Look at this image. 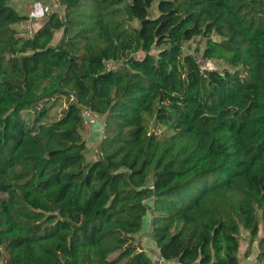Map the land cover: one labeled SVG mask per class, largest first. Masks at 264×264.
Returning <instances> with one entry per match:
<instances>
[{
    "label": "trees",
    "instance_id": "1",
    "mask_svg": "<svg viewBox=\"0 0 264 264\" xmlns=\"http://www.w3.org/2000/svg\"><path fill=\"white\" fill-rule=\"evenodd\" d=\"M9 1L0 264H264V0H58L24 35Z\"/></svg>",
    "mask_w": 264,
    "mask_h": 264
},
{
    "label": "rangeland",
    "instance_id": "2",
    "mask_svg": "<svg viewBox=\"0 0 264 264\" xmlns=\"http://www.w3.org/2000/svg\"><path fill=\"white\" fill-rule=\"evenodd\" d=\"M34 3L39 7L38 9L31 8V5H33ZM156 3L157 1L153 3V6L151 8L152 14H156ZM9 5L13 8L16 14L21 15L23 13L26 16V18L23 19L18 24V29L22 35L32 34L34 30L40 27V25L44 22V20L46 19L49 13L54 12V11H59L62 9L58 0H10ZM25 9L27 10V13H25ZM189 44L192 47L189 50H192L193 47L196 45H199L202 47L204 45V41L203 39L197 38L196 40L191 41ZM185 47H187V45ZM197 54L198 53H195V55ZM139 57H142V54H139ZM108 65H114V63L112 64V62H108ZM212 66H214V62L209 61L207 63V67H212ZM100 121H102V118L100 116L98 117V115L96 114H90V116H88V118L86 119L85 127L83 130V136L85 140L89 142V145H90L89 149L92 155L95 154L93 150L98 146V142H94L95 139L91 138L93 134L92 126L96 122L100 123ZM205 179L211 180L212 175H208L206 178L199 180L198 182L192 184L188 189V194L189 195L194 194V192L198 188H200V186L203 184V181ZM146 226H147V223L144 220L141 232L147 231ZM241 234L242 236H245L246 231L243 230ZM141 239H143V236L141 237ZM114 240H116V237H113V238L111 237L104 241V247L109 251L110 254H114L113 252L115 251L114 249L115 244H117L116 247L120 248L118 243H114ZM247 246H248V241L244 238H241L239 249L237 252L238 256L241 258V264H253L254 262V257H253L254 252H255L254 250L252 251L253 252L252 255H249L247 258L244 257V253H245ZM155 251L156 250H152L150 251V253L154 261L156 260L155 261L156 263L159 257H158V253H157V256H154Z\"/></svg>",
    "mask_w": 264,
    "mask_h": 264
},
{
    "label": "built area",
    "instance_id": "3",
    "mask_svg": "<svg viewBox=\"0 0 264 264\" xmlns=\"http://www.w3.org/2000/svg\"><path fill=\"white\" fill-rule=\"evenodd\" d=\"M31 8H36V9H38L39 7L34 3L33 5H31ZM25 13H27V10L25 9ZM195 59H196V62H197V64H198V66L200 67V68H206L207 67V63L209 62L208 60H206L205 58H203V56L202 55H200V54H197L196 56H195ZM90 114H92L90 111H84V116H90ZM85 122H86V119H85ZM97 148V147H96ZM96 148L94 149V150H96ZM93 150V151H94ZM158 263L157 264H162L163 262H164V260L162 259V258H158Z\"/></svg>",
    "mask_w": 264,
    "mask_h": 264
},
{
    "label": "crops",
    "instance_id": "4",
    "mask_svg": "<svg viewBox=\"0 0 264 264\" xmlns=\"http://www.w3.org/2000/svg\"><path fill=\"white\" fill-rule=\"evenodd\" d=\"M139 240L141 241V243L144 246V248L147 249V246L148 245H150V247H151L150 241L147 238H145V239L143 238V239H139ZM157 253L158 252L155 251L154 256H157ZM158 257H159V254H158ZM157 263H158V261H157ZM162 264H179V263H177V262H166V261H164Z\"/></svg>",
    "mask_w": 264,
    "mask_h": 264
},
{
    "label": "water",
    "instance_id": "5",
    "mask_svg": "<svg viewBox=\"0 0 264 264\" xmlns=\"http://www.w3.org/2000/svg\"><path fill=\"white\" fill-rule=\"evenodd\" d=\"M85 119H87L88 117L87 116H84Z\"/></svg>",
    "mask_w": 264,
    "mask_h": 264
}]
</instances>
